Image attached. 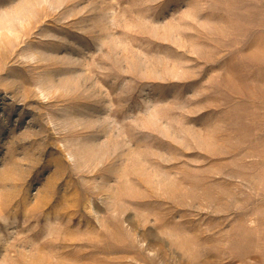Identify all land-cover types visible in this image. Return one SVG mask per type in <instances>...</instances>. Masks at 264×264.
Returning a JSON list of instances; mask_svg holds the SVG:
<instances>
[{
    "label": "rangeland",
    "instance_id": "obj_1",
    "mask_svg": "<svg viewBox=\"0 0 264 264\" xmlns=\"http://www.w3.org/2000/svg\"><path fill=\"white\" fill-rule=\"evenodd\" d=\"M0 264H264V0H0Z\"/></svg>",
    "mask_w": 264,
    "mask_h": 264
}]
</instances>
